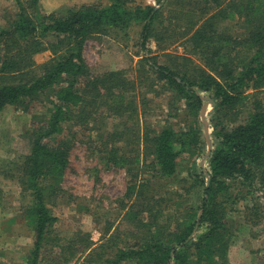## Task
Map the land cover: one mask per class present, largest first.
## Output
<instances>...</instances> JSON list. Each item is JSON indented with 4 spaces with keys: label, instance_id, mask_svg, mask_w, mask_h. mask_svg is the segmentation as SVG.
<instances>
[{
    "label": "trees",
    "instance_id": "1",
    "mask_svg": "<svg viewBox=\"0 0 264 264\" xmlns=\"http://www.w3.org/2000/svg\"><path fill=\"white\" fill-rule=\"evenodd\" d=\"M14 1L13 19L0 27V112L43 109L26 131L29 151L3 172L26 198L22 216L33 244L25 264H42L54 248L57 255L74 252L65 264L77 252L86 254L83 264H230V214L240 197L264 196V0H160L158 8L108 0L50 14L41 13L39 0ZM225 22L239 32L221 29ZM133 24L142 25L137 78L123 71L93 75L83 58L85 43ZM150 41L159 49L179 42L184 55H167L161 63L150 56ZM47 51L52 58L36 64L34 57ZM137 86L169 94L178 106L169 114L182 127L147 123ZM201 94L214 103L209 180L200 171L180 181L181 155L203 152ZM97 124L110 128L99 134L94 127L102 163L128 177L120 203L128 228L108 226L101 244L87 238L75 252L52 236L57 218L51 208L64 195L61 181L73 147L72 138L60 136L66 127ZM146 169L184 189L185 197L158 192ZM110 250L114 255H105Z\"/></svg>",
    "mask_w": 264,
    "mask_h": 264
},
{
    "label": "rangeland",
    "instance_id": "2",
    "mask_svg": "<svg viewBox=\"0 0 264 264\" xmlns=\"http://www.w3.org/2000/svg\"><path fill=\"white\" fill-rule=\"evenodd\" d=\"M158 1L160 0H133L132 5L158 8ZM165 1L167 0H161L162 5ZM107 4L108 0H39V10L42 14H50L60 9L77 8L82 5L106 6ZM16 11L14 0H0V27L6 26L8 21L13 19ZM164 13L167 14L166 11ZM221 29H230L234 34L239 32L237 25L226 22L221 25ZM141 31V24H133L125 32L115 31L108 36H96L89 39L84 45L82 54L91 73L98 75L108 71H123L129 79H136L139 74L137 63L143 56L140 46ZM147 47L151 49L150 56H156L161 63L169 60L167 55H184L179 42L169 46L161 44V49L163 48L161 50L155 42L150 41ZM51 58L52 54L47 51L36 55L34 60L36 64H42ZM137 88L138 102H142V95L145 96L144 110L147 123L160 125L168 122L177 131L182 127L181 120L169 114L170 110L178 107L170 99L169 94L156 95L154 92H147L143 87L137 86ZM201 95L205 100L203 105L206 122L204 127L199 119L203 152L199 156L181 155L178 166L180 181H184L189 172L201 171L203 175L207 172L208 158L205 160V156L209 147L206 134L209 136V144L213 149L211 120L214 110L207 100L208 95ZM42 110L41 107H36L25 113L9 107L0 112V264H25L33 244L32 227L24 221L22 216L26 198L23 197L18 182L5 178L3 172L9 171L12 163L19 161L29 151L24 137L31 125L33 113ZM94 127L101 131L99 134L104 130H110L108 126L101 124L88 126V128L66 127L60 136L72 138L73 147L69 152L68 167L61 181L64 195L57 206L51 208V213L57 218L53 225L52 236L58 237L63 246L72 244L73 250L76 248L75 252L87 238L94 243V246L101 244L108 226H111L112 231L116 228L122 231L128 228L123 218L124 211L120 209L128 177L124 170L102 163ZM192 162L195 163L194 167H191ZM144 177L152 180L161 194L167 190L171 194L175 193L183 197L186 195L181 187L168 181H158L155 173L150 169H146ZM241 191L244 196L245 190ZM240 198L241 200L230 214L229 224L233 229V237L229 243V263L264 264V196L255 193L253 197ZM193 200L199 201L197 195ZM58 253V248L49 250L46 255H43L42 264H65L64 257L69 253L57 255ZM75 255L67 264H83L86 254L77 252ZM105 255H114V253L110 250ZM96 264L104 263L101 261Z\"/></svg>",
    "mask_w": 264,
    "mask_h": 264
},
{
    "label": "water",
    "instance_id": "3",
    "mask_svg": "<svg viewBox=\"0 0 264 264\" xmlns=\"http://www.w3.org/2000/svg\"><path fill=\"white\" fill-rule=\"evenodd\" d=\"M208 100V102L210 103V105H211V107L213 108V106H214V103L211 101V100H209V99H207ZM204 110H205V106L203 105V107H202V109H201V111H200V113H199V119L201 120V122H202V124H203V126L205 127L206 126V122L204 121ZM206 141H207V143H208V151H207V153H206V156H205V160L209 157V155H210V150L212 149V147L210 146V144H209V136H208V134H206ZM204 160V161H205ZM204 175H205V177H206V180L208 181L209 180V175L207 174V172H204Z\"/></svg>",
    "mask_w": 264,
    "mask_h": 264
}]
</instances>
